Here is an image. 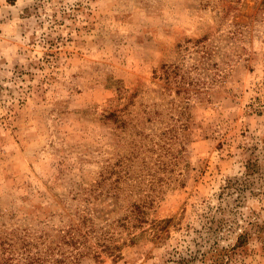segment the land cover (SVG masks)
Returning <instances> with one entry per match:
<instances>
[{
	"label": "rangeland",
	"instance_id": "374dc122",
	"mask_svg": "<svg viewBox=\"0 0 264 264\" xmlns=\"http://www.w3.org/2000/svg\"><path fill=\"white\" fill-rule=\"evenodd\" d=\"M84 213L121 249L81 264H175L245 229L228 264H264V0H0V264Z\"/></svg>",
	"mask_w": 264,
	"mask_h": 264
},
{
	"label": "trees",
	"instance_id": "16d2710c",
	"mask_svg": "<svg viewBox=\"0 0 264 264\" xmlns=\"http://www.w3.org/2000/svg\"><path fill=\"white\" fill-rule=\"evenodd\" d=\"M229 186L232 185L229 184ZM114 188H117V186ZM238 189L243 191L240 187ZM144 207L145 205L143 203L134 201L129 207V212L125 217L118 220V222H121L120 226L128 232L129 241L131 243L136 239V235H134L133 231L137 228H141L145 222ZM226 210L227 209L224 208L221 209L222 212ZM230 212L233 214L237 211L232 209ZM232 220L233 219L223 218L222 221L218 222L217 227L210 228V230L214 229L213 232L216 234L227 228L233 230L236 227V225L233 224L236 223L237 220L235 218L233 221ZM168 222L169 220L157 221L154 223L153 228L159 225L160 230H164ZM252 225L262 229V226L258 223H253ZM111 227L112 225L108 223H106L105 226L97 225L91 214L84 213L76 226H70L67 230L62 231V235H59L58 241L54 242V244L56 243L54 246L51 243L44 250H37V252L33 253L27 248L21 255L22 258H24L23 264H81L82 259L86 257L92 256L93 258H98L100 257L99 252L92 247L91 241L93 239L97 241L96 245L102 248L101 252H108L109 254L119 257L120 255L116 253V250H120L121 247L113 242L115 233L111 232ZM249 237L250 230L245 229L238 237L236 245L231 249H220V247L212 246L209 250H203L204 245L196 244L195 246H197V249L192 250L190 245H188L186 250L184 249L180 252H176L173 262L175 264H208V261L212 260L209 264H228L232 255L236 254V251L246 244ZM41 238L42 237H39V239ZM41 244H43V242ZM26 251H28L27 254ZM211 254H213V259L209 256Z\"/></svg>",
	"mask_w": 264,
	"mask_h": 264
}]
</instances>
